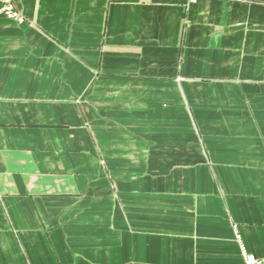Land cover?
Instances as JSON below:
<instances>
[{
  "label": "crops",
  "instance_id": "crops-1",
  "mask_svg": "<svg viewBox=\"0 0 264 264\" xmlns=\"http://www.w3.org/2000/svg\"><path fill=\"white\" fill-rule=\"evenodd\" d=\"M13 1L0 264L264 258V0Z\"/></svg>",
  "mask_w": 264,
  "mask_h": 264
},
{
  "label": "built area",
  "instance_id": "built-area-1",
  "mask_svg": "<svg viewBox=\"0 0 264 264\" xmlns=\"http://www.w3.org/2000/svg\"><path fill=\"white\" fill-rule=\"evenodd\" d=\"M140 2H164V1H176V0H137ZM185 2L186 4H195L198 0H177ZM227 2H250L251 0H222ZM0 16L7 19L22 23L24 21V16L16 6L13 0H0ZM235 234L238 242L241 243L239 232L235 229ZM241 250L244 258V264H264V258H257L252 254H249L246 249L241 245Z\"/></svg>",
  "mask_w": 264,
  "mask_h": 264
}]
</instances>
